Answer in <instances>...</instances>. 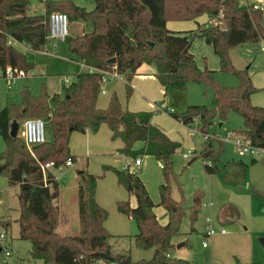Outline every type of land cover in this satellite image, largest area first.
<instances>
[{"label":"trees","instance_id":"trees-1","mask_svg":"<svg viewBox=\"0 0 264 264\" xmlns=\"http://www.w3.org/2000/svg\"><path fill=\"white\" fill-rule=\"evenodd\" d=\"M95 8L87 10L73 0L49 1L45 13H31L29 0H0V64L7 67L33 69L26 55L11 42L25 43L33 51H42L48 44V17L52 10L66 11L72 20L91 21L93 30L77 36H68L66 42L74 60L92 66L98 71L77 74L75 81L64 86V94L36 95L29 86L22 91V104H8L0 110V133L6 150L0 160L11 185H19L20 214L17 219L21 239L31 243L30 257L45 264H192L172 255L173 238L179 235L185 211L182 202L171 196L170 178L175 177L173 155L181 144L171 140L164 130L152 122L150 111H130L114 95L106 108L98 105L103 71L116 70L123 74L128 97L133 88L130 82L143 64L155 68V76L165 88L185 89L190 82L213 88V106L191 105L172 116L184 124L196 119L202 123V133H208L217 119L226 120L230 111L238 112L244 126L234 130L264 147V105L252 102L258 90L247 70L234 67L229 50L246 43L264 41L263 11L245 5L241 0H94ZM207 15L208 21L198 22L195 30L173 31L169 20H198ZM216 19L217 22H213ZM201 37L212 45L220 59L222 72L237 75L236 86L221 85L216 70L201 69L191 47ZM153 43V45L150 44ZM115 57L116 62L109 59ZM41 117L46 121L52 138L28 147L19 134H10L15 119ZM107 123L114 139L124 145L119 152L137 159L150 155L162 162L165 181L160 185V201L156 203L138 172L116 170L118 180L137 204L120 201L119 210L136 220L138 232L134 240L140 248H154L151 259L133 261L130 253L113 249V234L106 227L108 211L97 199L98 176L86 169L79 170V188L76 196L79 207L80 230L73 234L59 231L60 211L53 202L58 199V180L49 172L46 180L42 163L54 161L57 165L69 158L70 139L74 132L97 131ZM20 128V126H19ZM19 132V131H18ZM142 146L137 148V143ZM209 173L216 167L208 164ZM201 193L194 196L192 219H196L201 204ZM164 206L168 222L162 224L155 212ZM10 223L5 224L9 229ZM100 252L115 258L104 259ZM254 264V263H253Z\"/></svg>","mask_w":264,"mask_h":264},{"label":"rangeland","instance_id":"rangeland-1","mask_svg":"<svg viewBox=\"0 0 264 264\" xmlns=\"http://www.w3.org/2000/svg\"><path fill=\"white\" fill-rule=\"evenodd\" d=\"M29 1L31 13H42L47 2L58 0ZM73 1L87 10L95 8L94 0ZM243 1L264 5V0ZM55 11L61 10H52L50 13ZM67 14L70 20L69 36L93 30L91 21L72 20L70 14ZM201 45L204 47L209 44L202 40ZM17 48L33 64V69L28 72L20 69L25 75L9 80L3 76L4 70L0 64V110L8 104H22L21 91L25 86H29L36 95H63L64 86L75 81L77 74L86 70L81 63L74 60L66 41L49 38L47 47L42 51H33L25 43L18 44ZM258 48L263 51L259 52L261 59L254 66H251L252 61L237 57L236 48L232 47L229 53L234 67L247 70L258 88L252 95V102L264 105V45L263 49L260 46ZM46 49L49 51L46 52ZM149 67L150 69H144L147 71L132 78L130 85L133 92L130 97L127 95L126 80L112 78L105 82L102 89L106 92L99 95L98 105L106 108L111 97L115 95L122 106L130 111H150L153 113L152 122L160 126L171 140L181 144L173 155L175 177L170 178V188L172 198L182 202L185 214L180 224L181 233L173 238V257L189 260L192 264H264V244L261 240L264 239V153L256 157L239 153L234 130L244 126L242 115L230 111L226 120L217 119L208 133H202V123L198 119L191 124H184L175 119L171 112H184L191 105L212 107L213 88L190 82L185 89L171 90L165 95V88L154 74L156 71L151 70L152 66ZM215 75L223 86H236L239 83L237 75L233 73L219 69ZM15 120L20 126L18 134L23 137L24 119ZM191 128L196 129L194 134ZM46 137L48 140L52 138L49 126L46 127ZM123 145L120 138L112 137L107 123H103L97 131L72 133L70 152L76 155L77 161L63 171L51 170L60 187L59 197L53 202L58 206L61 215L58 229L62 233L70 234L80 230L76 200L79 188L78 172L86 169L99 177L97 199L109 213L106 227L113 234L110 243L114 250L130 253L133 261L151 259L154 248H140L136 245L133 236L138 232V224L118 207L123 200H130L133 206L137 204L135 196L129 195L116 174V170H122L124 164L119 152ZM141 146L140 142L137 143V148ZM5 150L6 143L0 133V156ZM184 153H190V156L185 158ZM206 153L210 155L204 157ZM121 156L134 163V158L123 154ZM139 157L142 164L138 168L132 164L129 171H137L141 175L152 199L158 203L159 187L165 181L162 162L150 155ZM193 158L196 159L192 161ZM208 164L216 167V172L209 173L206 168ZM19 193L20 186L11 185L7 174L2 172L0 234H5L3 242L10 246L11 255L6 260L4 252L0 251V264H45L41 259L30 257L31 243L20 238L17 221L21 209ZM196 193H201L202 198L197 217L193 220L191 214ZM155 212L160 223L168 222V213L164 206H157ZM207 215L211 216L218 233L206 238ZM6 223H10L9 229L5 228ZM221 229H225L226 233H219ZM205 239L209 242L208 247L203 246Z\"/></svg>","mask_w":264,"mask_h":264},{"label":"built area","instance_id":"built-area-1","mask_svg":"<svg viewBox=\"0 0 264 264\" xmlns=\"http://www.w3.org/2000/svg\"><path fill=\"white\" fill-rule=\"evenodd\" d=\"M241 2L245 5H249L250 3H245L243 0ZM252 7L254 9H259L261 11H264V5L262 3L258 4H252ZM69 16L66 12L63 11H55L49 14L48 17V23H49V32H48V41L49 38L55 39V40H61V41H66L67 37L69 36ZM213 22H217L216 19L213 20ZM14 45H18L20 43L18 42H11ZM47 47V45L45 46ZM46 52L49 51V49L45 50ZM79 62V61H78ZM85 67V71H88L90 73H95L98 70L92 66H87L83 62H79ZM103 77H102V87L105 82L110 81L112 78H121L125 80V77L123 74L118 73L115 69L112 71H103ZM25 72H21L20 69L12 68V67H7L6 70L4 71L3 76L6 77L9 80L14 79L18 75H25ZM70 83V82H69ZM100 94H104L106 91L102 89ZM170 111H172L170 109ZM23 127H24V133H23V138L25 139L26 144L30 147L33 145H38L41 143L46 142L47 137H46V121L41 118V117H31L23 120ZM192 134L196 132L195 128H191ZM236 138H235V144L236 147L239 151L240 154H249L253 157L262 155L264 153V147L260 146H255L252 144L251 140L245 138L243 135L235 133ZM233 136V135H231ZM122 155V154H121ZM121 158L124 159V164L122 165V170L123 171H129L130 167L132 164L134 167L138 168L142 164V160L140 157L134 160V163L130 162L125 158L124 156H121ZM190 156V153H184V157L188 158ZM74 161L69 158L65 163L62 164H56L54 161H49L46 163L41 164V168L44 174V179L46 180L47 175L49 172H52V169H55L57 171H63L66 167H71L74 165ZM131 172V171H130ZM137 172V171H134ZM53 174V173H52ZM54 175V174H53ZM55 177V175H54ZM56 178V177H55ZM211 206V203L209 204ZM206 238L207 237H213L215 236L218 231L215 229V227L212 224V218L211 216L207 215L206 216ZM220 233H226L225 229H221L219 231ZM5 238V234H0V248L1 251L4 252L5 258H7L11 255V248L9 245H5L3 242V239ZM203 246L208 247L209 242L207 239L203 241Z\"/></svg>","mask_w":264,"mask_h":264},{"label":"crops","instance_id":"crops-1","mask_svg":"<svg viewBox=\"0 0 264 264\" xmlns=\"http://www.w3.org/2000/svg\"><path fill=\"white\" fill-rule=\"evenodd\" d=\"M250 4H254V3H250ZM255 4H258V3H255ZM45 12H46V7L44 8L42 13H45ZM207 19H208V16L207 15H203V16L198 18V20L200 22L198 20H196V21L195 20H169L167 22V27L169 29L173 30V31L195 30L198 27V22L199 23H204V22L207 21ZM262 24L264 25V19L262 20ZM83 33H85V32H83ZM83 33H79V34L77 33L76 35H73V36H77V35H80V34H83ZM202 40H205V39L204 38L203 39L196 38L193 41V44H192V47H191V51L195 55V59L197 61L198 66L201 69H204L205 67H208L210 69L218 71L220 69V59H219V57L215 53L214 48H213L212 45L209 44V45H204V47H202V45H201L202 44ZM263 45H264L263 42L262 43H246V44H242V45H239V46H236V47H233V48H236V56L237 57H243L247 61L248 60L252 61L251 62V66H254V64L258 63L260 61V59H261V55H259V52L263 51V50H259L258 47L260 46L263 49ZM149 66H151V65L143 64L137 70V73L135 75H137L138 73H143L144 71H147V70H144V69H150ZM151 70H155V68L152 66ZM219 124H220V122H219ZM221 234H225V233H221Z\"/></svg>","mask_w":264,"mask_h":264},{"label":"water","instance_id":"water-1","mask_svg":"<svg viewBox=\"0 0 264 264\" xmlns=\"http://www.w3.org/2000/svg\"><path fill=\"white\" fill-rule=\"evenodd\" d=\"M150 44L153 45L152 42H150ZM109 62H111V63H115V62H116V58L113 57V58L109 59ZM221 124H222V122H220L219 125H221ZM18 131H19V123H18L17 120H14V121L12 122V124H11L10 134H11L13 137H16V136L18 135ZM209 155H210V153H206V154H204V157H208ZM195 159H196V158H193L192 161H194ZM192 161H191V162H192ZM191 162H190V163H191ZM3 168H4V166H3V165H0V174H1L2 171H3ZM261 240H262V242H263V244H264V239H261ZM179 246H181V244H180ZM0 251H1V248H0ZM99 256H101V257L104 258V259H111V260L115 261V258H114V257L109 256L107 253H104V252H100V253H99Z\"/></svg>","mask_w":264,"mask_h":264}]
</instances>
